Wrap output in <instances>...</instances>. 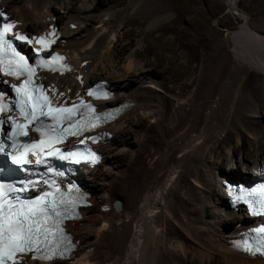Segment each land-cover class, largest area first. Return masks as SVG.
Here are the masks:
<instances>
[{"label": "bare ground", "instance_id": "bare-ground-1", "mask_svg": "<svg viewBox=\"0 0 264 264\" xmlns=\"http://www.w3.org/2000/svg\"><path fill=\"white\" fill-rule=\"evenodd\" d=\"M46 1L25 0L20 15L13 17L19 22L18 28L33 33L46 35L55 29L53 47L73 64L70 74L51 75L44 79L45 84L54 88L56 95L62 92L63 97H75L83 95L91 82L106 79L121 92L116 102L132 103L118 120L135 109L147 111L149 119L143 129L132 130L135 134L141 130L143 136L133 142L131 157L122 162L121 153L114 151L109 153L111 161L105 159L94 168L98 171L107 165L101 186L92 188L93 203L99 202V206L95 210L93 206L85 208L89 213L85 219L95 229L82 233L79 228L70 229L83 218L69 223V231L75 229L72 234L80 241L75 259L26 260L21 264H215L217 256L224 264H264V259L229 247V236L248 221L240 211L225 206L219 182L214 180L250 177L253 165H264V6L252 1L256 12L250 7L254 18L248 25L249 33L230 30L225 34L218 28L223 26L222 19L217 20L215 29L201 15L210 8L209 0L195 1L198 5L187 1L181 8L183 25L179 30L171 20L165 21L171 16L168 0H128L127 4L125 0H95L93 11L110 1L118 9L96 26L87 25L78 15H68L69 23L77 24L74 30L59 17L44 20L36 14ZM138 3L146 4L144 9H138ZM130 10L137 16H129L120 26L121 14ZM197 15L201 22L192 30ZM129 23L137 28L147 24L152 32L162 31L161 37L170 33L160 38L167 54L146 60L143 56L147 52L136 48L120 61L121 51L130 48L126 46L128 34L134 32L125 29ZM145 46L150 50L148 44ZM186 47L201 49L197 64H192L195 57L185 55ZM162 59L166 61L161 69L167 71L165 76L156 68ZM95 61L99 64L94 65ZM109 75H115L116 80ZM180 77L185 82L171 90L169 84ZM194 78V90L185 92ZM238 104L250 115L237 118L234 105ZM118 120L110 129L112 137L118 133L121 145L126 142V133L118 128ZM168 120L174 125L167 124ZM227 126L232 130L224 134L217 147L210 148L217 128ZM112 137L103 145L113 143ZM109 148H102L105 158ZM94 174L90 172L92 181ZM118 201L120 208L115 210L112 203ZM203 211L209 212V217H203ZM92 245L98 250L95 246L90 250Z\"/></svg>", "mask_w": 264, "mask_h": 264}, {"label": "snow or ice", "instance_id": "snow-or-ice-1", "mask_svg": "<svg viewBox=\"0 0 264 264\" xmlns=\"http://www.w3.org/2000/svg\"><path fill=\"white\" fill-rule=\"evenodd\" d=\"M0 18L5 21L0 22V75L18 81L11 85L10 98L0 91V114H6V119H0V132L5 131L3 125L9 126L6 134L0 136V155L14 166L7 169L10 176L23 174V178L0 182V264H20L19 257L28 255L46 261L63 259L72 247L63 221L77 215L76 208L84 202L85 194L75 184H68L64 191L57 177H64L66 172L52 161L97 163L95 151L82 147L86 140L95 142L96 138L80 137L113 113H97L83 99L72 106L53 104L36 83V70L62 72L57 61L63 57L56 53L44 55L54 43L55 29L46 36L29 38L27 33L15 31V23L8 21L4 13L0 12ZM16 42L38 45L31 49L35 63L18 50ZM102 89L103 85L89 87L87 95L107 99L110 93ZM51 92L56 95L54 88ZM63 95L59 93L60 97ZM29 131L37 133L39 139L29 138ZM69 137L78 139L75 150L60 147ZM30 192L37 194L29 195ZM239 193L236 199L243 200L250 213L264 216V185L250 190L240 188ZM240 246L264 255V226L251 229L237 245Z\"/></svg>", "mask_w": 264, "mask_h": 264}, {"label": "rangeland", "instance_id": "rangeland-1", "mask_svg": "<svg viewBox=\"0 0 264 264\" xmlns=\"http://www.w3.org/2000/svg\"><path fill=\"white\" fill-rule=\"evenodd\" d=\"M169 1V9H170V13L171 16L169 18H167L165 21L171 20L172 25L174 27V29L177 27V29L179 30V28L183 25L181 18H179L181 16V8H183L185 6V3L188 1L189 3L191 1H193V4H197L195 3V1H199V4L201 3L202 0H168ZM211 1V5L209 9H204L201 12V15L204 14V16L207 19V25H212L215 27V29H217L216 27H218L216 22L218 19H222V27H218L220 28L221 31H224L225 34L227 31L230 30H242V31H246L247 33H249V28L248 25L250 22H253V16L249 14V10L250 7L252 12H256V10L254 9V5L252 4L253 0H209ZM256 2L259 3V5L261 4L262 6H264V0H254ZM95 0H47L46 3L44 4L43 7H41L40 10H38L36 12L37 15L41 16L44 20H47L48 17H52L53 19L55 18H60L62 20V22L66 23L68 25L70 19H66V17L68 15H74V16H79L82 19L85 20V23H89V25H101L102 22H104V18L108 17L110 15L111 12L116 11L118 9V6H114L111 1L109 4H105L104 6H102L101 8H96L98 10H92V7L95 5ZM128 3V0H125L124 4ZM222 4V5H221ZM25 5V0H0V7L4 8L8 13H10L11 17L13 18L14 16H19L21 13V8L22 6ZM139 6L138 9L142 10L144 9L143 7L146 4H141L138 3ZM251 5V6H250ZM113 6V7H112ZM203 6V5H202ZM198 6H196L194 9H198ZM19 11V13H18ZM133 10L130 11H126L123 14H121V19H120V26H123V22L129 18V16H137L135 13H133ZM129 14V15H128ZM198 14V13H197ZM213 14V15H212ZM226 14V15H225ZM261 15V14H260ZM211 16V17H210ZM221 16V17H220ZM224 18H223V17ZM46 17V18H45ZM144 17H141V19ZM17 21V20H16ZM101 21V22H100ZM74 22V21H72ZM201 22V18L199 15L196 16L195 18V22L194 25L191 26L190 28L192 30H194V28L196 27V24H200ZM228 23V24H227ZM230 24V25H229ZM76 23H69L68 28L71 30H74L76 27ZM131 25V26H128ZM133 26V27H132ZM131 28V30L133 29L134 32L133 34H128V39L127 41H129L128 45L130 48L129 49H123L121 51V55H123L120 61H122V59L125 58V56H131L138 48L139 50H145L144 52H147L145 56H143V59H149L153 58V56H160V54L166 55L167 52L163 51V47L161 46L162 44V39L160 38H164L165 36H171L170 33L165 34L164 35H160V32L163 33L162 31H151L150 28L147 26V24L142 25L141 27L137 28L138 26L133 23H129L127 25H125V29L126 28ZM127 28V29H128ZM141 30V33H138V30ZM124 30V29H123ZM28 31L33 32V30L28 29ZM175 33L173 32V35ZM159 36V37H158ZM180 41V40H179ZM179 42L177 41L176 46H178ZM143 44V45H142ZM146 44L149 45L148 48H150V50H147L146 48ZM137 48V49H136ZM161 48V50H160ZM200 48H190V47H186L184 50L186 51L185 55H190L191 57H195L194 61L195 63L192 62V64H197L199 61V57H200V52L201 49ZM162 52V53H161ZM126 54V55H125ZM185 56V58H186ZM121 57V56H120ZM187 60V59H185ZM142 61V60H141ZM251 63H253L254 59L251 58L250 59ZM96 64L94 65H98V61H95ZM156 62H154L155 64ZM166 61L162 59V61H159L158 64L156 65V68L160 71L161 75H166L167 71L164 70L163 72H161V69L163 66H165ZM83 63L81 62L80 65H82ZM123 64V63H122ZM96 66H94L91 71L92 73H95L96 70L95 69ZM257 71H261L259 68H256ZM154 75V74H153ZM110 78L109 79H114L115 75H109ZM113 76V77H112ZM101 77V76H100ZM194 77V75H193ZM56 78H60V77H56ZM185 82L184 79H181V77L179 78V80L177 79V82H174L172 84H169L170 89L175 91L177 89L178 86L181 87V84H183ZM195 78L193 83L189 84L187 87L184 88V91L189 93L190 91L194 90L195 87ZM172 85V86H171ZM175 86V87H174ZM172 87V88H171ZM168 88H165L164 91L168 92ZM121 95V92L118 91V95L117 97H119ZM136 105V104H135ZM134 105V106H135ZM236 106L235 110L237 113V118L246 116V115H250L251 112H249V110H247L243 105L238 104V105H234V107ZM242 107V108H241ZM244 109V110H243ZM246 109V111H245ZM149 114H147V111H141L139 109H135L133 112L132 111H128V113L126 115H124V117L118 121H121L119 124L118 128H123L125 131V139L126 142L125 144H121L119 145V141H118V133L115 134L114 132V137L113 138V143L110 144L111 141H109L108 143H106L105 145L101 144L99 147L101 149V151L103 152L102 148H109L108 151H106V156L107 160L109 159L110 155L112 154V152L116 151L121 154H119V159H121V161H125L127 160L129 157L132 156L133 152V142L138 141L141 137L143 136V133L141 132V130L139 132H137L136 134L134 132H132V130H138L139 127L141 129H143L146 125H147V120L149 119L148 117ZM262 115L264 116V110L262 109ZM245 121V118H244ZM169 125H174V122L172 120H168L167 121ZM237 122H239L237 120ZM138 123V124H136ZM129 130V131H127ZM218 131H216L215 134V139H213L209 144H210V148H215L218 146V144L221 142V140L223 139L224 134L229 131L232 130L230 129V127H223V128H217ZM123 133V132H122ZM142 134V135H141ZM141 135V136H140ZM217 135V136H216ZM249 135V134H247ZM246 135V139L249 141H253L251 138L247 137ZM135 138V139H134ZM132 143L131 146H129V144ZM252 143V142H251ZM150 149V148H149ZM110 153V155H109ZM236 163H238L236 161ZM237 167V165H236ZM239 167V165H238ZM105 169H107V165L102 166L97 170L92 169L90 172L95 173L94 174V179L93 181L91 180V186L94 189L98 188L101 186L102 184V179H101V174L105 171ZM91 178V177H90ZM96 182H98L99 184H97ZM171 199V198H170ZM169 199V200H170ZM92 206L94 207V210L97 208V206H99V202L98 203H93ZM91 207V206H90ZM89 208V207H88ZM209 213V212H208ZM210 214V213H209ZM89 215L88 213V209L85 211V214L83 216L82 220H79V222H76L74 224H72L70 226L71 228H79V232H86V231H93L95 228V226H89L87 219H85L87 216ZM96 215V214H95ZM205 216V212L203 211V217ZM100 222V221H99ZM75 232L72 230V233ZM91 243H87V245ZM84 245V244H82ZM93 246H95V249L98 250L99 247H97L96 245H92L90 248V250H93ZM216 259V258H215ZM63 262V261H62ZM215 264H224L221 260V258L219 256H217L216 262H213Z\"/></svg>", "mask_w": 264, "mask_h": 264}, {"label": "water", "instance_id": "water-1", "mask_svg": "<svg viewBox=\"0 0 264 264\" xmlns=\"http://www.w3.org/2000/svg\"><path fill=\"white\" fill-rule=\"evenodd\" d=\"M112 206L115 210H118L120 208V204H119V201L117 203H112ZM205 217H209L208 213L205 212Z\"/></svg>", "mask_w": 264, "mask_h": 264}]
</instances>
